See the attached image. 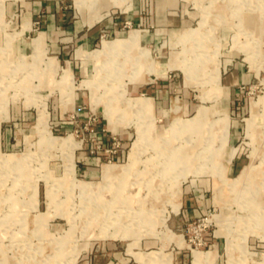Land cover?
<instances>
[{
	"label": "rangeland",
	"instance_id": "374dc122",
	"mask_svg": "<svg viewBox=\"0 0 264 264\" xmlns=\"http://www.w3.org/2000/svg\"><path fill=\"white\" fill-rule=\"evenodd\" d=\"M59 1L87 24L142 19L82 48L84 74L23 20L32 0H0V264H264V0H171L163 22L156 0ZM185 193L208 201L194 217Z\"/></svg>",
	"mask_w": 264,
	"mask_h": 264
},
{
	"label": "crops",
	"instance_id": "0c3cea01",
	"mask_svg": "<svg viewBox=\"0 0 264 264\" xmlns=\"http://www.w3.org/2000/svg\"><path fill=\"white\" fill-rule=\"evenodd\" d=\"M32 1L29 9L25 12V18L23 20L28 21V17L36 26V33H39V31L42 32L43 40L47 44L46 47L56 58L63 59V65L68 66L70 69L74 68L76 71H83L84 74H86V71H88L90 67L88 60H86L85 65L80 62L77 66H71L70 59L65 58L70 47H72L74 54L79 47L86 50L93 49L90 46L96 43L97 40L100 42L105 32L117 31L131 20H135L136 17L142 19V15L138 14L135 7H132L131 4L128 9H122V11L115 13H110L108 11L92 23L87 24L85 21V16L87 14L85 12L83 19L82 17H80V19L74 18V15L71 14L69 9H66L65 5L61 4L59 0ZM171 4H173L171 0H156V8L153 14L149 16V19H154L158 22H163L165 20L173 21L176 17L175 10L172 9L173 6H171ZM137 28L143 29L144 36L142 41L147 39V28ZM128 30L129 29H127V31ZM232 82L231 75L229 74L223 79V84L220 83L225 90L223 92L225 93V100L228 105L232 104L233 99L236 97V95H233L230 91V84ZM161 84L160 81H156L147 85L149 96L153 104L164 96V88ZM164 109L165 108L162 106H158L157 108L160 113L163 112ZM207 203V200L203 201L191 193H185L181 202L180 214L183 218L194 217L202 211V208L207 205Z\"/></svg>",
	"mask_w": 264,
	"mask_h": 264
},
{
	"label": "bare ground",
	"instance_id": "6f19581e",
	"mask_svg": "<svg viewBox=\"0 0 264 264\" xmlns=\"http://www.w3.org/2000/svg\"><path fill=\"white\" fill-rule=\"evenodd\" d=\"M108 1H110V0H108ZM240 1V0H239ZM242 1V0H241ZM231 3V2H230ZM99 4V3H98ZM232 4V3H231ZM247 4V3H246ZM257 8V7H256ZM106 12V8L105 9H101L100 10V12ZM99 12V13H100ZM107 13V12H106ZM248 17V16H247ZM206 18V17H205ZM200 19V18H199ZM202 20V19H201ZM236 26V25H235ZM238 27V26H237ZM130 32V31H129ZM136 31H134V32H131V34H124V35H122V36H114L113 37V39L111 40V41H103V46L105 47V48H113V47H115L116 45H118V44H120L122 41H123V39L124 38H133L135 35L134 34H136L135 33ZM119 33V32H118ZM233 36V35H232ZM13 37V36H12ZM142 37V36H141ZM135 38V37H134ZM179 38V37H178ZM38 39V38H37ZM36 39V40H37ZM138 39V38H137ZM182 39V38H181ZM35 40V41H36ZM38 41V40H37ZM199 41V40H198ZM126 42V41H125ZM9 43V42H8ZM127 43H128V41H127ZM130 44V43H129ZM37 45V44H36ZM14 47V46H13ZM132 47V46H131ZM102 48V47H101ZM82 48L81 47H79L78 49H77V53H78V55L82 58V60H84V63L86 62V60H88V59H90L91 58V56L90 55H87V54H84V57L82 56V50H81ZM187 50V49H186ZM212 51V50H211ZM96 53L97 52H95L94 53V55H96ZM185 53V52H184ZM186 55V54H185ZM195 55V54H194ZM187 56V55H186ZM195 57V56H194ZM199 57V56H198ZM185 58V57H184ZM197 58V57H196ZM105 59V58H104ZM139 59H140V57L137 55V56H135L134 57V59L133 60H131L129 63H130V69H131V75L129 76L130 78H135V79H140V76H138L140 73H139V70H140V62H139ZM142 60V59H141ZM156 62V61H155ZM100 65H101V62L99 63ZM156 64V63H155ZM154 64V65H155ZM182 64V63H181ZM193 64H194V61L191 63V64H185L184 66H181V68L180 69H182L185 73H190V67H192L193 66ZM180 65V64H179ZM198 66V65H197ZM101 67V66H100ZM151 69V68H150ZM154 72H155V70L154 69H152ZM161 71V70H160ZM9 72V71H8ZM130 72V71H129ZM192 72V71H191ZM139 73V74H138ZM156 73V75L157 76H162L163 75V73L162 72H160V73H158V72H155ZM3 76V75H2ZM8 78V77H7ZM0 79H1V77H0ZM21 80V79H20ZM7 83V82H6ZM9 83V82H8ZM19 83V82H18ZM24 85V84H23ZM3 86V85H2ZM6 87H7V85H6ZM4 88V87H3ZM146 99V98H145ZM141 100V99H140ZM148 100V99H147ZM139 102V101H138ZM140 106H141V104H140ZM135 107V106H134ZM198 113V112H197ZM201 119H202V117H201ZM254 121V120H253ZM195 123V122H194ZM172 124V123H171ZM173 125V124H172ZM174 126V125H173ZM178 128V127H177ZM148 129V128H147ZM169 130V129H168ZM165 131V130H164ZM167 133V132H166ZM145 134V133H144ZM167 136V135H166ZM156 137V136H155ZM143 138H145V137H143ZM169 138V137H168ZM49 139V138H48ZM166 139V138H165ZM166 142V141H165ZM56 144V143H55ZM57 144L58 145H69V141H67L65 138H62V139H59V141H57ZM70 147V146H69ZM185 151V150H184ZM135 153V152H134ZM178 153V152H177ZM177 153H176V155H177ZM179 156V155H178ZM7 157H5L4 158V160L6 159ZM176 159H177V157H176ZM189 159V158H188ZM131 160V159H130ZM6 161H8V160H6ZM178 161V160H177ZM3 162V161H2ZM3 164V163H2ZM188 164V163H187ZM167 166V165H166ZM9 167V166H8ZM7 168V167H6ZM128 170V169H127ZM118 178V177H117ZM136 178V177H135ZM153 179V178H152ZM113 180V179H112ZM147 181V180H146ZM131 182V181H130ZM149 183V182H148ZM106 184V183H105ZM161 184V183H160ZM115 185V184H114ZM131 185V184H130ZM151 185H152V183H151ZM105 186V185H104ZM148 186V185H147ZM147 186H144V187H147ZM115 187H116V185H115ZM128 187V186H127ZM151 190V189H150ZM98 191H100V190H98ZM113 192V191H112ZM116 192V191H115ZM135 194V193H134ZM102 195V194H101ZM127 195V194H126ZM131 195V194H130ZM90 198V197H89ZM101 199V198H100ZM120 199V198H119ZM103 200V199H102ZM129 202V201H128ZM17 203V202H16ZM15 203V204H16ZM146 203V202H145ZM120 205V204H119ZM113 209V208H112ZM112 209H108L107 208V210H106V212H107V214H110V212L111 213H113L114 211H115V214L113 213V215H112V217H119L120 215H122V214H124L125 215V212L124 213H121V212H119L120 210H119V208H116L115 210H113L112 211ZM146 209V208H145ZM128 210L126 209V212H127ZM106 214V215H107ZM127 215H129V218L128 219H126V220H124V222L123 223H127V222H130L132 219H134L135 217H134V215L132 214V213H130V212H128V214ZM136 216V215H135ZM134 217V218H133ZM142 218V217H141ZM98 220V219H97ZM117 220V219H116ZM99 221V220H98ZM119 221V220H118ZM144 221V220H143ZM100 222V221H99ZM107 223V222H106ZM105 224V223H104ZM120 224V223H119ZM121 227V226H120ZM122 233H124L123 231H121ZM153 256V255H152ZM155 258H156V256H155ZM158 258V257H157ZM146 261V260H145ZM197 261V260H196Z\"/></svg>",
	"mask_w": 264,
	"mask_h": 264
},
{
	"label": "built area",
	"instance_id": "2783aa9c",
	"mask_svg": "<svg viewBox=\"0 0 264 264\" xmlns=\"http://www.w3.org/2000/svg\"><path fill=\"white\" fill-rule=\"evenodd\" d=\"M95 146H99V144L97 143V144H95Z\"/></svg>",
	"mask_w": 264,
	"mask_h": 264
}]
</instances>
